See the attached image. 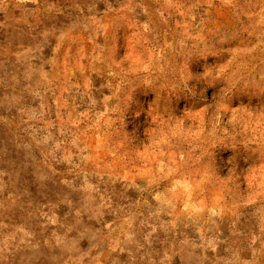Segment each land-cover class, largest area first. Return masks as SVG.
Wrapping results in <instances>:
<instances>
[{
  "label": "rangeland",
  "instance_id": "374dc122",
  "mask_svg": "<svg viewBox=\"0 0 264 264\" xmlns=\"http://www.w3.org/2000/svg\"><path fill=\"white\" fill-rule=\"evenodd\" d=\"M86 6L0 0V105L59 156L37 201L0 173V264H264V0Z\"/></svg>",
  "mask_w": 264,
  "mask_h": 264
},
{
  "label": "trees",
  "instance_id": "16d2710c",
  "mask_svg": "<svg viewBox=\"0 0 264 264\" xmlns=\"http://www.w3.org/2000/svg\"><path fill=\"white\" fill-rule=\"evenodd\" d=\"M52 1L59 6L67 7V6L79 5L80 8L84 9L87 7L86 3L88 0H85L84 4H79V3L73 4L70 0H52ZM100 3L101 1H98L97 5L99 6ZM59 20L60 19L56 17L55 19L52 20V22L55 23ZM47 25L38 26L37 28H35L28 25L22 27V25L17 26L11 24L5 34L9 36V34L13 30L19 31L20 29L23 28V33L25 34L26 39L27 37H31V36H34V38L37 36L38 39L40 36L39 33L43 32V29H45ZM17 35L18 34H16V36ZM16 38L18 39L19 37L17 36ZM17 41L22 42L20 40ZM26 41L27 40H24L23 38V42L19 44L18 42H15L14 45H12L7 41H5V43L3 44L6 47L8 45L9 49H14V50L17 48V46H20V48L18 49L19 52L18 51L12 52V54H8L9 56H7L8 58L14 60L12 62L13 64L18 62L16 66H19V68L24 66V64L26 63L25 59L27 55H23V52H25L23 48L25 47V45L23 46V43ZM41 51L42 53L50 52V46L46 45ZM17 71L18 69H15L14 67V70L11 73L17 74L18 73ZM46 100H48L49 103L51 104L50 98L46 97ZM33 104L38 107V103H35V101L27 105H23L22 102H20V105L10 109L4 106L3 104L0 105V117L2 115H8L7 113L12 111L13 113H15L12 115L16 117L22 116V118L28 121L24 126H21L20 128H12L3 123L0 124V173L3 174V178L6 180V182L8 184L10 183L11 185H13L14 181L19 179L16 184L17 185L23 184V187L26 189L25 192L26 201H28L29 199L33 201H37V198L44 197V195H42V192L38 189V185L40 183L39 178H35V175L32 174L31 172L32 171L31 162L33 163L34 161L35 162L40 161L43 169L46 172L50 173L44 162L45 157L47 159H50L54 165H57V159L59 158L58 153L56 154L57 156H55V154H52L55 153L54 151L55 142L53 139L44 140L42 142L40 140L41 139L40 133L37 134L35 137L32 138L29 137V132H33V127L41 128L42 137H45V134H48V131L46 129H43L44 126L40 125V123L37 124L36 122H48L50 120H56L52 107H49L50 108L49 111L44 112V114H42L41 116L39 115V113L45 111L47 107L38 110V113L36 114L35 117L29 116V114H27L26 111L28 110L31 112L32 109L30 108V106H33ZM46 125L48 124L46 123ZM27 127H29L30 129ZM49 127L51 128V126ZM51 133H55V132L51 130ZM48 147H50V149ZM50 150H52L53 152L51 153ZM7 165L11 167L8 168ZM13 168H20L21 170L24 171V173L21 174V176L14 177L12 176L15 172ZM12 170H14L13 174H12ZM11 191L13 190L11 189ZM42 201L44 202L46 201V199L44 198Z\"/></svg>",
  "mask_w": 264,
  "mask_h": 264
}]
</instances>
